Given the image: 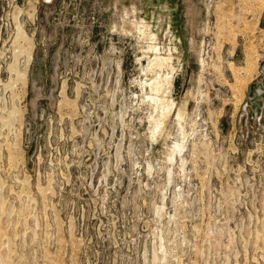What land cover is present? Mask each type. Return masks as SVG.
I'll return each instance as SVG.
<instances>
[{
  "label": "rangeland",
  "instance_id": "obj_1",
  "mask_svg": "<svg viewBox=\"0 0 264 264\" xmlns=\"http://www.w3.org/2000/svg\"><path fill=\"white\" fill-rule=\"evenodd\" d=\"M0 264H264V0H0Z\"/></svg>",
  "mask_w": 264,
  "mask_h": 264
}]
</instances>
